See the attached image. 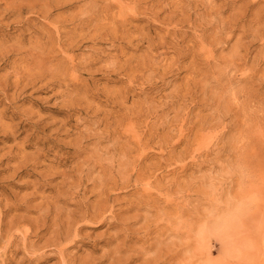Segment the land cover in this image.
I'll list each match as a JSON object with an SVG mask.
<instances>
[{"label": "rangeland", "instance_id": "rangeland-1", "mask_svg": "<svg viewBox=\"0 0 264 264\" xmlns=\"http://www.w3.org/2000/svg\"><path fill=\"white\" fill-rule=\"evenodd\" d=\"M0 264H264V0H0Z\"/></svg>", "mask_w": 264, "mask_h": 264}, {"label": "bare ground", "instance_id": "bare-ground-1", "mask_svg": "<svg viewBox=\"0 0 264 264\" xmlns=\"http://www.w3.org/2000/svg\"><path fill=\"white\" fill-rule=\"evenodd\" d=\"M26 237V236H25Z\"/></svg>", "mask_w": 264, "mask_h": 264}]
</instances>
